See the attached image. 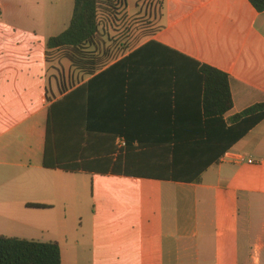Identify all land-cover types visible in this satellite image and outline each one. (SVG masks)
Returning <instances> with one entry per match:
<instances>
[{
    "label": "crops",
    "instance_id": "1",
    "mask_svg": "<svg viewBox=\"0 0 264 264\" xmlns=\"http://www.w3.org/2000/svg\"><path fill=\"white\" fill-rule=\"evenodd\" d=\"M74 3L0 0V234L57 241L62 264H264V120L209 166L201 183L44 166L52 104L151 40L229 74L234 106L226 117L264 102V12L249 0H163L156 29L141 44L85 75L60 50L47 59V42L69 27ZM156 71L149 78L134 72L130 81L144 99L130 100L128 111L121 100L98 99L115 107L110 123L121 127L131 118L128 128L149 145L166 132L139 109L156 104L161 113L170 100L165 70ZM124 72L96 77L95 89L127 80L128 91ZM156 111L147 112L151 120L165 117ZM70 215L86 217L73 229Z\"/></svg>",
    "mask_w": 264,
    "mask_h": 264
},
{
    "label": "trees",
    "instance_id": "2",
    "mask_svg": "<svg viewBox=\"0 0 264 264\" xmlns=\"http://www.w3.org/2000/svg\"><path fill=\"white\" fill-rule=\"evenodd\" d=\"M249 1L258 12H264V0ZM122 3L126 6V0H75L69 27L47 42V59H52L53 50H60L61 56L85 75H93L106 66L109 52L101 50L100 37L104 29L112 27L118 16V6ZM157 67L165 70L161 75L170 87V100L161 113L156 111V104L139 109L146 112L145 121L149 125L166 132V136L147 140L158 141L157 145H149L128 128L131 118L127 121L124 117L121 127L110 123L116 109L99 104L98 99L108 102L121 100L126 107L134 98L144 99L136 91V83L132 86L130 79L134 72L138 74V70L149 78L151 70L154 74ZM118 68L125 70L124 75L129 78L128 91L125 88L127 80L121 85H107V90L95 89L96 77L102 78ZM156 72L159 77V71ZM196 97L198 107L194 104ZM233 106L228 73L151 40L52 104L47 123L44 166L201 183L203 172L219 162L264 120V102L226 117ZM152 111L160 117L163 113L166 115L151 120L153 113L147 112ZM196 112L202 113L206 119L200 122L195 118ZM180 115L184 118L180 119ZM119 136L127 142L125 151L121 153L116 145ZM135 142L137 146L133 145ZM62 143L66 146L63 153ZM30 206L43 207L41 204ZM0 264H62L61 247L57 241L42 242L0 234Z\"/></svg>",
    "mask_w": 264,
    "mask_h": 264
},
{
    "label": "rangeland",
    "instance_id": "3",
    "mask_svg": "<svg viewBox=\"0 0 264 264\" xmlns=\"http://www.w3.org/2000/svg\"><path fill=\"white\" fill-rule=\"evenodd\" d=\"M162 2L163 0H128L127 7L129 14L131 15L130 18L127 15L125 5H123L122 3L120 6H118L119 10L117 19L112 24V27L103 30V36L100 37L101 44L103 45V47H101V50L109 52V58L105 60L106 63L119 58L127 49L141 44L148 37V35L156 29V18L160 13ZM140 3H143L142 10H140L141 6H138ZM101 18H103V16ZM100 55H103V53H101ZM62 60L67 59L63 57ZM55 61L56 63H58V59L55 58ZM88 192L89 194H91V186H89ZM82 217L84 218L86 216H67L68 224L71 225V228L77 229L80 226V220L83 219ZM115 219L116 218L114 216L108 217L109 222H111L112 220L114 221ZM119 227V224L116 226V224L113 223H111V225L109 226V228L113 229V232H117ZM105 229L107 230V226L105 227ZM122 230L124 231L126 230V228ZM111 232L112 231H110V233ZM118 233L119 232L115 234ZM115 238H117V242H123L125 240L119 239V237ZM109 240H112V237L109 238Z\"/></svg>",
    "mask_w": 264,
    "mask_h": 264
},
{
    "label": "built area",
    "instance_id": "4",
    "mask_svg": "<svg viewBox=\"0 0 264 264\" xmlns=\"http://www.w3.org/2000/svg\"><path fill=\"white\" fill-rule=\"evenodd\" d=\"M117 144H118L119 148H124L127 146V142H126L125 138H119V140L117 141ZM238 159L243 160L242 157H239ZM248 162H252V160H248Z\"/></svg>",
    "mask_w": 264,
    "mask_h": 264
}]
</instances>
